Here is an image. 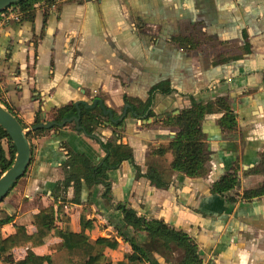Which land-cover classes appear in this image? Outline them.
<instances>
[{"label": "crops", "instance_id": "1", "mask_svg": "<svg viewBox=\"0 0 264 264\" xmlns=\"http://www.w3.org/2000/svg\"><path fill=\"white\" fill-rule=\"evenodd\" d=\"M36 6L33 21L16 20L12 17L15 13L0 15V89L8 103L18 111L25 128L33 126L39 110L41 121L46 123L53 120L56 109L79 101L92 105L96 98H101L118 119L127 104L124 95L145 101L150 88L163 80H169L176 92L169 96L157 95L153 108L155 116L137 117L134 112L127 111L121 125L102 120L94 136L80 131L73 122L32 133L33 153L28 170L0 203V221L12 218L10 222L0 224V238L13 233L15 225L19 224L25 225L29 233L35 232L33 215L53 205L63 221L87 234L91 242L98 237L118 240L114 249L106 245L96 246V251L105 254L106 262L118 264L124 260L125 255L132 252V247L115 226L122 222L121 214L114 212L110 203L101 198L103 185L95 187L90 195L84 184L80 204L62 203L52 196L56 183L65 177L64 162L69 158L70 150L86 154L98 163L105 156L101 142L118 138V143L133 147L136 163L142 172L152 166L169 185L157 188L144 177L138 179L133 163L125 161L110 173L114 203L128 202L140 214L164 220L188 232L199 247L203 264H264V195L243 196L246 190L256 189L264 183V0H55L51 6L44 3ZM150 10L154 14L161 13V17L179 18L180 22H176L182 31L172 34L169 41L182 52L202 48L203 40L196 31L198 27L212 29L225 39L223 52L211 59L207 70L220 75L227 70L231 75L228 79L233 90H228V96H225L229 101L231 99L237 115V129L222 130L219 124L221 113L206 116L203 129L208 145L212 127L206 125V120L214 115H219L216 125L224 144L214 148L215 154L209 146V171L202 178L184 177L173 170L171 149L165 157L171 159L172 174L161 165L163 156L148 154L144 149L147 143L159 146L167 138L174 140L178 129L164 126L162 120L179 114L185 107L161 113L157 108L163 107L176 94L189 97L191 103L190 96L196 99L195 95L213 90L219 79H215V86H202L195 92H188L167 77L150 86L145 97L127 88V84L123 86L115 81L116 69L120 68L122 61L135 56L140 42L137 32L131 31L135 25L126 20L131 14ZM187 20L189 23L184 30ZM174 37L187 38L192 43L182 48L172 41ZM232 37L242 42L233 41ZM236 42L238 46L227 47V44ZM165 59L161 55L158 62L163 64ZM249 67L254 73L248 74ZM43 96L47 101L45 107ZM44 110L45 120L42 117ZM154 117L156 121H153ZM131 119L136 121L138 129L144 130L138 135L146 134L145 138L129 139L127 125ZM154 125H160L163 130L157 134L159 142H151ZM231 170L237 172L238 183L226 200L213 191V183ZM204 179L209 181L207 187L202 186ZM235 194L239 197L230 201L229 197ZM66 196L68 200L74 197L73 186L68 188ZM87 220L90 224L85 226ZM154 242L149 238L143 240L150 252V260L143 264H178L182 259V249L174 244L166 248L162 241L156 244L162 254L159 257L148 247ZM25 251L24 248H15L2 252L0 264H15L23 258ZM35 251L52 256L54 264H83L82 257H68L59 237H50ZM177 251L181 252V258L174 262L173 255Z\"/></svg>", "mask_w": 264, "mask_h": 264}, {"label": "trees", "instance_id": "2", "mask_svg": "<svg viewBox=\"0 0 264 264\" xmlns=\"http://www.w3.org/2000/svg\"><path fill=\"white\" fill-rule=\"evenodd\" d=\"M54 2L55 0H24L9 6L0 15L14 12L22 20L33 21L36 16L37 4L44 3L51 6ZM45 15L47 16V11ZM245 38H247V35ZM172 41L179 43L182 48H187V45L192 43L191 40L182 37H174ZM175 92L176 90L172 87L171 82L163 80L150 88L147 100L142 101L139 98H132L128 95H124V100L127 104H130L129 108L132 107V110L128 109V112H134L137 117L150 118L156 115L153 108L157 95L169 96ZM190 98L191 103L188 107L181 109L177 115L163 119L162 122L164 126H173L178 129L170 148L173 154L172 169L184 177L202 178L208 175L207 164L211 159V151L203 129V122L206 116L221 113L219 124L222 130L235 131L237 129V115L225 95L208 101H198L193 96H190ZM0 103L26 127L18 111L8 103L1 89ZM78 110L81 111V128L79 130L89 135L94 136L95 130L102 120L112 121L99 104L86 108L82 103H80L79 107L71 103L56 109L52 121L62 122L66 118L77 115ZM41 122V110H39L33 125ZM72 122L76 124L75 121ZM122 122L118 121L115 125H121ZM58 127L60 126L54 125L52 128ZM45 130L30 131L28 137L30 139L32 133L37 134ZM117 140L118 138H112L101 142L105 156L98 163H95L86 154L70 150V156L64 162L65 177L62 181L56 183L52 192L54 199L60 200L62 203L71 201L80 204L82 203L84 184L89 188L90 195L98 185L104 186L101 198L110 203L114 212L121 214L122 222L116 223L115 226L119 235L128 241L132 247V252L126 254L124 260L118 262V264H143L149 261L150 252L143 244L145 238L162 241L166 248H171V245L174 244L182 249L184 255L178 264H203L204 260L200 254L199 247L188 232L177 229L164 220L150 219L140 214L128 202H113V179L110 173L112 170L118 169L125 161L133 163L138 179L144 177L149 180L152 186L157 188H166L169 185V182L164 180L162 174L152 166L148 168L147 172H142L141 167L136 163L133 147L122 142L118 143ZM15 157L16 147L8 132L0 126V177L13 165ZM237 183V172L227 171L213 183V191L220 195L221 198L228 200V193L236 187ZM70 186L74 187V197L68 200L66 192ZM262 195H264V183L256 189L244 192V197L247 198ZM229 198L232 202L236 200L235 196ZM33 219L36 227L35 232L29 233L25 225L19 224L15 225L13 233L0 238V254L15 248L26 249L23 258L17 260L15 264H54L52 256L35 251V248L45 245L50 237L62 239L68 257H82L83 264H109L106 262L105 254L96 251V246L106 245L114 249L118 245V240L115 238L98 237L94 242H91L87 234L75 230L68 222L63 221L59 211L53 205L40 209L33 215ZM11 220V217H7L1 220L0 224ZM88 224H90V220H87L85 226Z\"/></svg>", "mask_w": 264, "mask_h": 264}, {"label": "rangeland", "instance_id": "3", "mask_svg": "<svg viewBox=\"0 0 264 264\" xmlns=\"http://www.w3.org/2000/svg\"><path fill=\"white\" fill-rule=\"evenodd\" d=\"M130 16L131 17L128 18L126 22L131 25H135L136 28H134V30L131 28V31L137 32V40L140 42H138V48L135 50V56L129 57L126 61H122L120 68L116 69L118 71V75L114 77L115 81H117L119 85L124 86L127 84V88L129 87L132 90H136L137 94L145 97V93L150 86L167 77H170L174 84L181 87L182 90L188 92H195L197 88L202 86H215V79H219V84H216L215 88L213 87V90L203 91L202 93L195 95L196 99L199 101L213 100L222 94L228 96V90H233L229 86L228 77L231 75L227 72V70L221 75L219 72L214 73L207 70L211 59L216 58L223 52L225 41L224 37L214 33L212 29L206 28V26H204L206 29L203 28V30L201 27H198L200 30L198 29L196 31L203 40L202 48L199 51L182 52L169 41L172 34L182 31L180 28L178 29L177 26L178 22H180L178 17H161V13L154 14L151 10L147 13L138 12L134 15L131 14ZM177 20L178 22H176ZM188 23L189 20L185 22L184 30H186ZM232 38L233 41L240 40L236 39L237 37ZM237 42L231 43L233 45L227 44V47L231 48L238 46ZM240 42L242 41L240 40ZM227 47L225 46V49ZM161 55L166 57V62L163 64L158 62L161 59ZM156 56H158V59H155ZM249 68L250 70L248 74L254 73L253 68ZM120 99L122 100V93L120 94ZM189 104V97L186 98L176 94L165 102V106L163 105V107H159L156 110L159 113L164 111L169 112L177 108L181 109L183 107H187ZM236 109H238V107ZM218 116L219 115H214L206 120V125L212 127L210 137H208L210 140L209 146L214 154L216 153L214 148L224 144V141H222L223 136L218 131L216 125V121L219 118ZM143 131L144 130L138 129L135 120H129L127 133L129 139L131 138L130 140L134 138L139 140L138 136H144L145 138L146 134L138 135L140 133H144ZM161 131L163 130L160 125H154L151 128V132L154 135L151 138V142H159L160 137L157 136V134L161 133ZM166 135L167 134H165V136ZM172 142L173 141L167 138V141L159 146L147 143L144 149L148 154L152 153L163 156L164 159L161 160V165L169 174H172L169 165L171 159L169 156H165L170 152ZM212 161H214V159H212ZM181 178L183 177L180 176V179ZM208 185L209 181L204 179L202 186L207 187ZM112 212L113 211L111 210L110 214H112ZM158 242L159 241H155L153 244L149 243L148 247L151 251H156L160 257L162 254L156 245ZM180 253V251H177V254L173 255L174 262L181 258Z\"/></svg>", "mask_w": 264, "mask_h": 264}, {"label": "water", "instance_id": "4", "mask_svg": "<svg viewBox=\"0 0 264 264\" xmlns=\"http://www.w3.org/2000/svg\"><path fill=\"white\" fill-rule=\"evenodd\" d=\"M24 0H0V13L4 11L9 6ZM44 94V93H43ZM44 107L47 105L46 97H42ZM80 103L84 104L87 108L100 105L105 114H108L113 122L124 121L127 115L128 108L130 104H126L124 108V113L115 119L114 114L111 109L107 108L104 101L101 98H96L92 105H89L85 101H79L75 103V106L79 107ZM80 110L78 114L70 118L64 119L62 122L48 121L46 123L41 122L33 125L31 128H25L20 120L14 116L2 103H0V126L3 127L9 134L16 147V157L13 165L0 177V203L6 198L10 190L17 183V181L26 173L31 160H32V144L28 137L30 131H35L38 129H49L54 125L64 126L69 122L75 121L78 129L80 126ZM179 113V111H177ZM46 110L43 112V119L45 120ZM172 114H168L170 116ZM156 121L157 118H152Z\"/></svg>", "mask_w": 264, "mask_h": 264}, {"label": "built area", "instance_id": "5", "mask_svg": "<svg viewBox=\"0 0 264 264\" xmlns=\"http://www.w3.org/2000/svg\"><path fill=\"white\" fill-rule=\"evenodd\" d=\"M10 13H14V12H10ZM9 13V14H10ZM7 13H3V15H5ZM8 15V14H7ZM12 15V14H11ZM14 19L18 20L19 19V16L15 13L13 16H12Z\"/></svg>", "mask_w": 264, "mask_h": 264}, {"label": "flooded vegetation", "instance_id": "6", "mask_svg": "<svg viewBox=\"0 0 264 264\" xmlns=\"http://www.w3.org/2000/svg\"><path fill=\"white\" fill-rule=\"evenodd\" d=\"M243 196H244V194H243ZM237 197H239L237 194H235V198H237Z\"/></svg>", "mask_w": 264, "mask_h": 264}]
</instances>
